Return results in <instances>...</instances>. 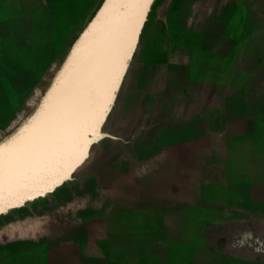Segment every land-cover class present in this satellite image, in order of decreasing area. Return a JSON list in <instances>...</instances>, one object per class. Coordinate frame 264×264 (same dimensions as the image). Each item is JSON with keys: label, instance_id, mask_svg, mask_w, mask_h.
Listing matches in <instances>:
<instances>
[{"label": "rangeland", "instance_id": "rangeland-1", "mask_svg": "<svg viewBox=\"0 0 264 264\" xmlns=\"http://www.w3.org/2000/svg\"><path fill=\"white\" fill-rule=\"evenodd\" d=\"M102 1L0 0V264H72L64 251L91 232L79 226L114 138L131 132L161 155L162 127L189 123L174 134L191 149L175 141L172 154L194 159L198 183L205 171L208 184L226 178L208 187L209 206L224 197L246 209L208 233L263 257L264 0H248L243 21L253 11L258 43L208 38V53L179 69L127 67L138 28L99 20Z\"/></svg>", "mask_w": 264, "mask_h": 264}, {"label": "crops", "instance_id": "crops-1", "mask_svg": "<svg viewBox=\"0 0 264 264\" xmlns=\"http://www.w3.org/2000/svg\"><path fill=\"white\" fill-rule=\"evenodd\" d=\"M107 3L101 2L99 19L125 21L128 33L138 28L141 53L127 67L191 68L195 52L208 53V38L212 43L239 40L243 45L259 40L253 11L247 10L243 23L248 0H125L122 8L102 9ZM192 125H164L168 136L159 143L161 155L150 152L154 143L147 146L131 132L114 138V146L106 148L109 156L101 173L94 178L98 181L92 204L84 206L79 226L91 232L67 243L64 251L72 264H264V256L246 255L243 247L230 250L223 236L208 233V227L226 223L232 214L246 209L224 197L209 206L208 187L218 182L227 187L226 178L218 175L208 184L205 171L198 183L197 173L188 168L194 159L181 156L186 151L172 154L175 141L178 148L191 149L189 135L180 144L174 133ZM87 158L84 155L79 164ZM210 207L220 212L219 219L208 218ZM31 226L38 229L40 223Z\"/></svg>", "mask_w": 264, "mask_h": 264}, {"label": "bare ground", "instance_id": "bare-ground-1", "mask_svg": "<svg viewBox=\"0 0 264 264\" xmlns=\"http://www.w3.org/2000/svg\"><path fill=\"white\" fill-rule=\"evenodd\" d=\"M66 74H67V73H66ZM108 78H109V77H108ZM106 79H107V78H106ZM56 88H57V87H56ZM73 131H74V130H73ZM70 134H72V133H70ZM61 135H62V134H61ZM69 137H70V136H69ZM50 143H51V142H49V144H50ZM63 145H64V144H63ZM50 146H51V145H50ZM45 148H46V147H45ZM6 151H7V150H6ZM6 151H5V152H6ZM39 152H40V151H39ZM0 153H1V152H0ZM6 153H7V152H6ZM44 156H46V155H44ZM26 160H28V159H26ZM26 160H25V161H26ZM32 160H33V159H32ZM19 162H20V161H19ZM21 162H22V161H21ZM21 162H20V163H21ZM33 162H34V161H33ZM37 162H38V161H37ZM31 164H32V163H31ZM15 165H16V164H15ZM12 167H13V166H12ZM23 167H24V166H23ZM9 173H10V172H9ZM12 173H13V172H12ZM1 180H3V179H1ZM3 183H4V182H3ZM3 183H2V184H3ZM0 184H1V183H0Z\"/></svg>", "mask_w": 264, "mask_h": 264}, {"label": "water", "instance_id": "water-1", "mask_svg": "<svg viewBox=\"0 0 264 264\" xmlns=\"http://www.w3.org/2000/svg\"><path fill=\"white\" fill-rule=\"evenodd\" d=\"M110 3H111L112 5H110ZM110 3H109V5H108V8H109L110 6H114L113 4H114L115 2H114V0H111ZM99 20H103V19H99ZM130 29H131V28H130Z\"/></svg>", "mask_w": 264, "mask_h": 264}]
</instances>
